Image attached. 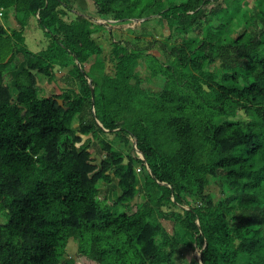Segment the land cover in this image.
I'll return each mask as SVG.
<instances>
[{
	"label": "trees",
	"instance_id": "1",
	"mask_svg": "<svg viewBox=\"0 0 264 264\" xmlns=\"http://www.w3.org/2000/svg\"><path fill=\"white\" fill-rule=\"evenodd\" d=\"M243 1L92 0V15L67 0H0V264H76L71 239L95 264H177L181 245L200 251L190 264H264V0ZM210 13L224 22L215 31ZM109 17L157 18L163 39L153 28L142 47L112 32L107 57L97 37ZM32 18L46 51L26 45ZM143 63L159 91L143 87ZM21 67L14 92L6 76ZM115 182L110 204L101 186Z\"/></svg>",
	"mask_w": 264,
	"mask_h": 264
},
{
	"label": "rangeland",
	"instance_id": "2",
	"mask_svg": "<svg viewBox=\"0 0 264 264\" xmlns=\"http://www.w3.org/2000/svg\"><path fill=\"white\" fill-rule=\"evenodd\" d=\"M67 3H69L71 6H73L74 8H76V10H78L79 12H83V13H90L92 15H95V8L93 5L92 0H67ZM142 4H145L144 2H142ZM242 6L244 8V10H252L255 6H256V0H244L242 2ZM12 12V11H11ZM7 15V14H6ZM1 18L2 23H4L6 25V16ZM10 15V14H9ZM210 17H211V25L213 27V31H215V29L219 26L222 25L223 20L222 19H217L215 17L212 16V13H210ZM74 16L73 15H68L67 19L69 20H73ZM156 19V20H155ZM153 20L152 24H142L139 21H133L130 23H126V24H118V23H111L109 21H113L111 19V17L106 19V23H108L110 26L108 27V29L110 30V32L108 33L107 28H101V32L104 33H99L98 38V42L100 43H104L105 44V48H106V56L109 57V52L112 48V45H110V41L111 38L113 37V33L114 32V37L117 40H135L138 37H141L139 39H141V46L145 47L147 46V40H150L152 37L150 35V33H148L149 31H152L153 28H156L158 30V34L156 35V38L159 39V41H161L163 38V34H162V27L157 23V18H155ZM104 21V20H102ZM15 24V23H14ZM38 22L36 18H32L30 20V23L28 24L27 28L24 30L25 33V38H26V45L28 46V48L35 52L38 53L42 50H48L51 46V40H49V38L46 36L45 31L38 26ZM242 24H239L238 21H236L234 23V27L235 29L241 30L242 28ZM14 28L15 29H20V25H13L11 27V29ZM103 29V30H102ZM10 30V28H9ZM11 30V32L13 31ZM161 33V34H160ZM192 36L195 38H198L197 35H195L194 33H192ZM151 41V40H150ZM145 43V44H144ZM43 52V51H42ZM152 53H154L155 55L159 56L162 60L164 59V55L157 49H154L151 51ZM90 64L86 65V71H88L87 73L90 74V77H92V79L94 78V75L91 74L90 70H91V65L97 61L96 58H92L90 60ZM145 63V62H144ZM142 64L140 66V72L143 78H145L146 80H148L147 82H144L143 87L144 88H148L151 89L152 91H159L161 89V86L163 85V82L161 80H159L158 77L156 78H151L150 79V72L148 71V69L146 68L145 64ZM75 64V63H74ZM109 65V64H108ZM109 67H111L109 65ZM23 68L21 67L19 71L16 72H10L7 76H6V81H8L11 86H12V91L15 92V77L17 76V74L22 70ZM108 71L111 72L110 68H107ZM56 71H57V80H58V84L60 87L62 88H68L69 86L66 85V82L64 81V78H66L67 76H69V71L70 68H65L62 69L59 65L56 66ZM150 79V80H149ZM46 90H47V94H50L52 91L53 87H48L46 84L42 85ZM249 118L246 116V114L242 113L240 114L237 118L232 119L235 122H243V121H247ZM109 137L111 139H113L114 135H109ZM85 142L88 140V137H84ZM133 145H132V141H131V145L128 146L125 150H126V154L128 152L132 153L133 155H136L137 152H135V150H133ZM92 148L96 150V156L98 158H100V149H99V145L97 144V142H93L92 144ZM140 167V166H138ZM144 181V179L142 180V182ZM117 182L114 183V185H110V186H105L102 185L101 189L102 192L109 190L110 191V200L109 203L112 204L113 201L115 200V196H114V191L117 190ZM221 185L218 181H213L212 184L208 187L207 192L210 194H213L214 196H216L217 198H219L221 196ZM143 201V198L141 196H138L135 199V202H141ZM176 210L177 212H183L181 210H183L184 208H175L173 209L172 206H166L164 207L165 211H169V210ZM5 221V217L4 216H0V223ZM165 227H169V221H165L164 223ZM176 232L179 234L178 237L182 236L181 229L179 227L176 228ZM173 234V233H172ZM181 250H180V256L176 259L177 264H190L191 262H193L199 255H200V251H196V249H193L189 246H180ZM65 257H70V258H74L76 260V264H95L93 262H91L89 259L82 257L79 254V246H78V242L75 241L74 239H71L70 243L68 244V248H67V255Z\"/></svg>",
	"mask_w": 264,
	"mask_h": 264
},
{
	"label": "crops",
	"instance_id": "3",
	"mask_svg": "<svg viewBox=\"0 0 264 264\" xmlns=\"http://www.w3.org/2000/svg\"><path fill=\"white\" fill-rule=\"evenodd\" d=\"M10 14V15H9ZM71 15H73V16H75V13H71ZM3 17H4V15H2ZM2 16H1V18H2ZM7 17H6V27L9 29L10 28V31L11 30H13L14 28H12L11 29V27L13 26V25H19L18 24V21H17V19H16V13L14 12V11H12L11 13H7V15H6ZM15 23V24H14ZM4 24V23H3ZM5 25V24H4Z\"/></svg>",
	"mask_w": 264,
	"mask_h": 264
},
{
	"label": "water",
	"instance_id": "4",
	"mask_svg": "<svg viewBox=\"0 0 264 264\" xmlns=\"http://www.w3.org/2000/svg\"><path fill=\"white\" fill-rule=\"evenodd\" d=\"M59 103L64 106V103L62 100H59ZM93 107H95V103H94V91H93Z\"/></svg>",
	"mask_w": 264,
	"mask_h": 264
}]
</instances>
